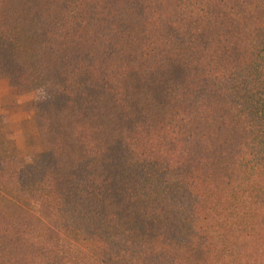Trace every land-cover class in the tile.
<instances>
[{
    "label": "trees",
    "instance_id": "obj_1",
    "mask_svg": "<svg viewBox=\"0 0 264 264\" xmlns=\"http://www.w3.org/2000/svg\"><path fill=\"white\" fill-rule=\"evenodd\" d=\"M0 81V264H264V0H0Z\"/></svg>",
    "mask_w": 264,
    "mask_h": 264
},
{
    "label": "rangeland",
    "instance_id": "obj_2",
    "mask_svg": "<svg viewBox=\"0 0 264 264\" xmlns=\"http://www.w3.org/2000/svg\"><path fill=\"white\" fill-rule=\"evenodd\" d=\"M63 103L54 82L18 90L9 82L0 81V136L11 141L27 163L41 167L44 152L41 136L51 129L48 111Z\"/></svg>",
    "mask_w": 264,
    "mask_h": 264
}]
</instances>
